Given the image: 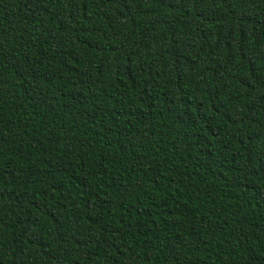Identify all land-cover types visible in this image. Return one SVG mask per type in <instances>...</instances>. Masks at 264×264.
Returning a JSON list of instances; mask_svg holds the SVG:
<instances>
[{
  "label": "trees",
  "instance_id": "16d2710c",
  "mask_svg": "<svg viewBox=\"0 0 264 264\" xmlns=\"http://www.w3.org/2000/svg\"><path fill=\"white\" fill-rule=\"evenodd\" d=\"M0 264H264V0H0Z\"/></svg>",
  "mask_w": 264,
  "mask_h": 264
}]
</instances>
